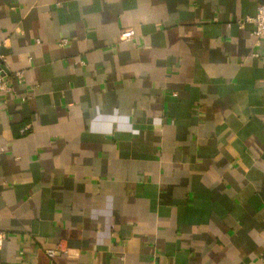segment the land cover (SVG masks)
Segmentation results:
<instances>
[{
	"label": "crops",
	"instance_id": "0c3cea01",
	"mask_svg": "<svg viewBox=\"0 0 264 264\" xmlns=\"http://www.w3.org/2000/svg\"><path fill=\"white\" fill-rule=\"evenodd\" d=\"M261 2L0 0V264H264Z\"/></svg>",
	"mask_w": 264,
	"mask_h": 264
},
{
	"label": "built area",
	"instance_id": "2783aa9c",
	"mask_svg": "<svg viewBox=\"0 0 264 264\" xmlns=\"http://www.w3.org/2000/svg\"><path fill=\"white\" fill-rule=\"evenodd\" d=\"M239 26H243L245 23H252L253 29L252 34L256 37L257 41H263L264 42V0L257 6L256 12L253 16L245 17L243 20L237 21ZM120 40L122 41H128L131 40L134 37V33L129 28H124L120 32ZM66 43L65 39H62L60 41V45H63ZM1 46V43H0ZM13 74V77L17 80L22 79V71H16ZM8 75L5 73L4 68L2 64L0 63V92H10L11 87L8 85L7 82ZM24 130V129H23ZM22 130V131H23ZM4 239V235L0 232V245L2 244V241ZM57 248L54 249H47L46 254L49 258L54 257L56 254ZM262 260L264 261V255L262 257Z\"/></svg>",
	"mask_w": 264,
	"mask_h": 264
}]
</instances>
